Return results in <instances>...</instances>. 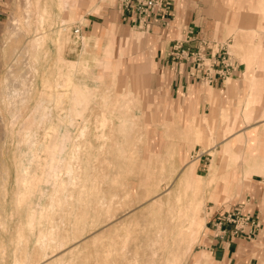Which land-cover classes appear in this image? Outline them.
I'll list each match as a JSON object with an SVG mask.
<instances>
[{"label": "rangeland", "instance_id": "obj_1", "mask_svg": "<svg viewBox=\"0 0 264 264\" xmlns=\"http://www.w3.org/2000/svg\"><path fill=\"white\" fill-rule=\"evenodd\" d=\"M219 1L225 19L242 17L228 48L248 53L242 61L250 69L264 51L260 0ZM96 2L0 0V43L14 33L10 58L0 51V264H150L154 233L188 215L191 202L201 204L204 227L180 264H209L199 246L209 204H219L218 184L228 187L231 170L258 160L228 142L237 118L224 111L209 118L171 100L144 30H85ZM36 8L48 12L39 32ZM40 32L44 41L34 51ZM251 108L249 98L246 124L254 122ZM115 240L119 256H108Z\"/></svg>", "mask_w": 264, "mask_h": 264}, {"label": "crops", "instance_id": "obj_2", "mask_svg": "<svg viewBox=\"0 0 264 264\" xmlns=\"http://www.w3.org/2000/svg\"><path fill=\"white\" fill-rule=\"evenodd\" d=\"M170 1L172 8L167 15L156 14L144 24L125 10L127 0H97V12L87 15L84 29L93 32L99 27L114 24L123 27L125 32L130 28L144 30L151 40V57L157 68L168 76L169 94L173 102H186L194 111L199 110L209 118L224 117L222 111L233 120L237 118V130L227 140L234 150L241 146L246 156L258 161H242L239 168L229 172L230 177L234 178L233 183L228 187L223 183L218 184L215 199L219 204H209V221L199 248L209 258V264H264V51L250 69L242 61L248 53L239 52L240 56L230 53L228 33L235 28L234 23L241 25L243 21L239 15L232 21L225 19L219 0ZM263 3L264 0H260L256 11L264 17ZM187 29L192 30L193 34L188 35ZM200 39L212 43L213 53L209 50L207 55L215 68L221 69L222 60L226 58L231 66V76L227 80L215 76L212 85L202 84V75L192 63L174 62L170 58L177 41L184 42L185 48L196 50L200 46ZM249 98L251 110L256 109V113L250 116L254 122L246 124L243 113ZM239 109L241 113L238 116ZM241 140L245 142L244 145L236 144ZM218 165L220 169V163ZM204 171H207L204 177L208 179L210 170L204 167ZM234 210H240L242 214L259 221L260 231L252 237L227 235L223 239L217 238L213 223L220 213Z\"/></svg>", "mask_w": 264, "mask_h": 264}, {"label": "bare ground", "instance_id": "obj_3", "mask_svg": "<svg viewBox=\"0 0 264 264\" xmlns=\"http://www.w3.org/2000/svg\"><path fill=\"white\" fill-rule=\"evenodd\" d=\"M28 2H30V0H26ZM32 11V10H31ZM28 13L31 14V12L29 11ZM33 14L35 13V20H36V32H39L40 28H41V24L44 22V19L46 18L47 15V9H44L42 12H40L39 9H34ZM30 14H28V20L30 18ZM32 15V14H31ZM27 20V21H28ZM27 26H31V23L28 21L27 22ZM12 35H14L13 32H6L3 40L0 43V51L2 52V57L3 59H9L10 55L12 53V48H13V43H12ZM44 41V35L40 32L38 34V36L35 37V39L33 40L32 43V49L34 51L40 50V48L42 47V42ZM25 48V47H24ZM23 48V49H24ZM27 49V54L29 48L26 47ZM259 56L262 53V49L260 48V50H257L256 52ZM28 57V56H27ZM26 57V58H27ZM27 61V60H25ZM39 61V56L38 54L36 55V58L34 60L35 64H37ZM28 64V61L26 62ZM30 68V67H29ZM36 71V70H35ZM11 72V71H10ZM25 77V76H24ZM23 79V78H22ZM26 78L23 79V81ZM27 80V79H26ZM23 81L21 82V84H23ZM25 83V82H24ZM20 85V84H19ZM27 85V84H26ZM24 86V85H23ZM16 88V87H15ZM17 89V88H16ZM27 88H25L26 90ZM19 90V89H17ZM24 92V90H23ZM30 92V91H29ZM13 93V92H12ZM24 94V93H23ZM13 95V94H12ZM17 95V94H15ZM10 96V95H9ZM8 96V97H9ZM19 97V95H17ZM23 96V95H22ZM21 96V98H22ZM11 98V96H10ZM20 98V97H19ZM27 100V98L25 99ZM13 101V100H12ZM23 101V100H22ZM10 104V102H8ZM15 103V102H14ZM12 104V103H11ZM10 107L12 105H9ZM15 108V107H14ZM9 109V108H8ZM17 115V114H16ZM33 116V114L31 115ZM19 117V115H18ZM48 118V117H47ZM18 119V118H17ZM16 120V117H15ZM30 119H28L27 121H29ZM34 122V121H33ZM29 123V122H28ZM14 124V122H13ZM12 124V125H13ZM33 125V124H31ZM22 127H24L23 125H21ZM12 127V126H11ZM21 127V128H22ZM30 129V128H29ZM32 129V128H31ZM22 130V129H21ZM20 131V129H19ZM18 131V133H19ZM23 132V131H22ZM121 132H124L123 130ZM30 133V132H29ZM28 133V135H29ZM35 134V133H34ZM18 136V135H17ZM36 137V135H35ZM20 139L23 138L19 137ZM34 137H31V139ZM18 139V138H17ZM21 141V140H20ZM30 141V140H29ZM23 142V141H22ZM8 143V142H7ZM21 143V142H20ZM27 143V142H26ZM9 145V144H8ZM18 145L20 146L19 142ZM13 146V145H12ZM19 148V147H17ZM30 149V148H28ZM28 151V150H27ZM2 152V151H1ZM15 152V151H14ZM25 152V151H24ZM79 146L76 145V150L74 151V156H76V159H80L79 156ZM3 153V152H2ZM8 153V152H7ZM27 154V153H25ZM31 155V159H28V167L32 166V162L34 161L33 158V152L30 153ZM28 156V155H27ZM25 158V156H24ZM26 162V161H25ZM25 166V165H24ZM26 167L24 169H22V176L23 175H27L29 168ZM11 171V170H10ZM188 175V173L184 174V177H186ZM19 177V176H18ZM22 178V177H21ZM22 183H26V179L22 178ZM161 202V201H160ZM200 203V202H199ZM197 203L191 202L189 204L188 207V215H183L182 217L180 216V221L177 222L176 224L174 223L173 225L170 223H166L163 225V227L160 230H157L154 233V241L153 238L151 239L153 243L150 242L152 248V255H151V260L152 262H149L150 264H157V263H161L163 262L166 258H167V262L168 264L171 263H175V264H180L181 262L185 261L187 259V257L189 256L192 246L196 243L199 234L201 233L202 228L204 227V219L201 217L200 212H201V204L198 206L196 205ZM162 241V242H160ZM64 245L61 244L60 247H63ZM117 242L116 240L112 243L109 244V251H108V256L111 255H117ZM112 248V249H111ZM124 249V248H122ZM125 250V249H124ZM124 250H122L121 252H123ZM128 251V250H127ZM126 252V251H125ZM123 252V254H130L129 252ZM136 253V252H135ZM258 253V252H257ZM99 254V253H98ZM126 254V255H127ZM128 254V256H129ZM134 254V253H133ZM125 255V256H126ZM138 255V254H137ZM119 255H117L118 257ZM124 256V255H122ZM167 256V257H165ZM207 257V256H206ZM126 258V257H123ZM124 260V259H123ZM137 261V260H136ZM113 264H116V261H113Z\"/></svg>", "mask_w": 264, "mask_h": 264}, {"label": "built area", "instance_id": "obj_4", "mask_svg": "<svg viewBox=\"0 0 264 264\" xmlns=\"http://www.w3.org/2000/svg\"><path fill=\"white\" fill-rule=\"evenodd\" d=\"M129 10L133 17L140 23L147 24L148 20L156 14L167 15L172 8L170 0H127L124 6ZM187 34L192 35V30L187 29ZM200 46L196 50L185 48L184 42L177 41L173 46L170 58L174 62L192 63L197 72L201 74L200 82L205 85H212L215 76L224 81L231 76V66L226 58L222 60V68L217 69L210 62L207 52L213 53V45L210 41L200 39ZM217 238L223 239L227 235L234 237H252L261 229L259 221L250 215H244L240 210L222 212L213 223Z\"/></svg>", "mask_w": 264, "mask_h": 264}]
</instances>
